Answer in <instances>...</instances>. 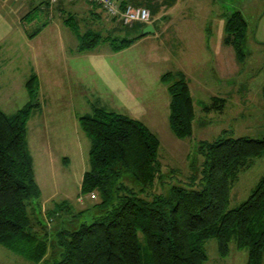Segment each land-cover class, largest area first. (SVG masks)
Masks as SVG:
<instances>
[{
	"label": "trees",
	"instance_id": "1",
	"mask_svg": "<svg viewBox=\"0 0 264 264\" xmlns=\"http://www.w3.org/2000/svg\"><path fill=\"white\" fill-rule=\"evenodd\" d=\"M124 4L121 1V7ZM90 13L97 23L104 24L97 19L102 14L95 10ZM65 21L78 37L79 51L106 41L117 52L142 36L137 33L113 38L103 35L101 28L81 32L73 14ZM246 30V20L239 11L226 17L224 43L233 47L238 61L245 55L242 43ZM160 81L169 94L171 130L180 139L191 136L194 106L188 81L171 71L163 73ZM25 85L31 96L26 105L12 114L0 109V245L34 263L141 264L142 234L151 264H204L208 259L204 242L215 238L219 256L229 253L233 240L235 247L247 250L246 264H262L264 173L245 200L229 207V198L239 173L264 155V136L223 134L211 141H200L199 169L192 164L187 181L172 184L166 193H160L153 191L162 176L157 136L137 118L98 106L79 116L78 122L90 140L80 192H95L99 213L74 228L46 223L39 234L28 209L41 191L26 140L27 122L40 104L36 76L27 79ZM223 106V99L215 96L201 108L208 113L221 111ZM127 176L137 186L129 184ZM67 206L64 200L56 202L46 211L48 219L53 213L60 216Z\"/></svg>",
	"mask_w": 264,
	"mask_h": 264
},
{
	"label": "rangeland",
	"instance_id": "2",
	"mask_svg": "<svg viewBox=\"0 0 264 264\" xmlns=\"http://www.w3.org/2000/svg\"><path fill=\"white\" fill-rule=\"evenodd\" d=\"M127 3L146 5L150 11L149 20L124 25L116 19L115 28L110 29L106 24L93 21L87 14H81L76 16L74 23L81 32L101 28L103 35L110 34L113 38L135 36L146 25H151L154 31L141 33L142 36L133 44L112 56H108V43L99 41L94 49L89 50L104 55L102 62L94 61L88 51L80 53L83 55L78 58L75 54L77 35L70 31L69 40H62L70 55L67 62L69 77L65 76L66 67L58 55L59 63L56 64L59 65L54 71L59 77L53 78L51 86L44 82L40 85V104L34 108L27 122L26 138L29 152L35 157V178L41 186L40 197L28 209L34 229L39 234L43 233L46 223L49 226L58 224L59 228H74L99 213L95 205L99 199H91L88 194L80 192L82 173L88 167L90 140L78 126L77 117L91 113L92 106L137 118L157 136L162 176L153 191L160 193H166L172 184L187 181L192 164L199 169L202 156L197 154V146L200 141H211L223 134L251 138L264 136V0H127ZM201 6L204 7L203 12H200ZM217 9L225 15L239 10L246 20L242 61L236 59L231 45L223 43L225 32L220 34L222 45L216 47L219 34L212 30V45H208L207 50L189 37L196 35L195 29L182 26L192 17L201 16L199 14L210 17ZM64 13L65 16L67 13ZM37 14L39 16L40 13ZM175 17L178 20L182 18V22ZM211 20L212 17L209 18ZM197 23L201 21L195 17V25ZM49 24L51 29L42 35L41 41L52 48L60 46L59 27L54 25V21ZM218 61L224 70L218 67ZM168 71L186 78L193 98V133L182 139L176 137L169 126L170 99L167 86L160 81V76ZM215 96L223 99L222 110L203 111L202 104L209 103ZM40 140L44 141L45 150ZM43 160L49 164L44 166ZM263 173L264 155L239 173L230 190L229 207L245 200ZM126 179L129 184L137 186L131 176ZM63 200L68 205L67 209H62L60 216L51 214L52 219L49 220L46 211ZM139 241L141 264H151L142 234H139ZM204 248L208 255L204 264L247 263V250L235 247L233 240L224 260L217 252L215 238L206 240ZM229 257L236 259L231 262L233 259ZM0 264L48 262L34 263L0 245Z\"/></svg>",
	"mask_w": 264,
	"mask_h": 264
},
{
	"label": "crops",
	"instance_id": "3",
	"mask_svg": "<svg viewBox=\"0 0 264 264\" xmlns=\"http://www.w3.org/2000/svg\"><path fill=\"white\" fill-rule=\"evenodd\" d=\"M121 1L127 3V0ZM202 8L204 7L201 6L200 12H203ZM162 9L165 10V7ZM94 10L102 14L101 18L97 19L102 20V22L108 25L110 29L115 28V19L110 18L100 8L94 7L86 0H57L56 2H51V0H0V109L3 112L6 114H12L31 100L30 93L25 85L27 79L31 76H36L38 97L40 96V85L42 82L47 84V86H51L54 79L59 77L54 71L56 69V65H59L56 64L59 63L58 55L61 58L60 62L66 67L65 76L69 77L70 69L67 62L70 55L68 56V52H66L63 47L64 43L62 40L66 38V41H68L69 39L67 38L70 37V31L72 30L68 21H65V19L71 14H73L75 18L78 15L87 14L93 21H96L94 18L95 15L90 13ZM38 12L40 13L39 16L37 14ZM64 12L67 13L65 16L63 15L65 14ZM239 12L241 13V11ZM199 15L201 16H194L189 19V22L185 21V24H182V26L187 25V29H195L196 35H189V37L196 39L199 45L208 50V45H212V42L210 41L212 37V30L218 31L219 42H217L216 47L222 45L223 41L221 40L222 37L220 34L221 32H224L225 19L228 15H225L224 12L219 9L214 11V14L210 16L212 17L211 21H209L210 17L207 15ZM195 17L200 19L201 23H197V25H195ZM180 19L178 20V18H176V20L181 23L182 20ZM52 21H54V25L60 29L59 31L57 28L60 46L53 48L49 46L48 43L43 44L41 41L42 35L51 29L49 23ZM62 25H65L66 27ZM72 33L74 32L72 31ZM76 40L77 45L75 48V54L78 55L79 58L80 55H83L80 53L85 51L78 50L77 36ZM108 48H110V46ZM87 51L90 53V57L94 59V61L95 59L101 61V58L104 56L101 55V53H95L93 50ZM109 51L108 56L115 54L114 51L112 52L111 48ZM235 65H237L236 62ZM235 65L232 66L234 67ZM218 67L221 70H224V67L220 66L219 61ZM57 83L58 82H56V84ZM130 94L132 96V91ZM79 116L77 117L78 126ZM40 143L42 149L45 150L44 141L40 140ZM42 154L46 155L44 153ZM30 155L33 163V158L35 159V157L31 153ZM64 161H66V159H64ZM42 164L46 166L49 162L45 163L43 160ZM33 170L35 172L34 165ZM37 184L41 191V186L38 181ZM227 255L221 258L224 260ZM229 259H233L231 262H234L236 258L229 257Z\"/></svg>",
	"mask_w": 264,
	"mask_h": 264
},
{
	"label": "built area",
	"instance_id": "4",
	"mask_svg": "<svg viewBox=\"0 0 264 264\" xmlns=\"http://www.w3.org/2000/svg\"><path fill=\"white\" fill-rule=\"evenodd\" d=\"M57 0H51L56 2ZM90 4L99 6L110 18H117L122 24H132L135 21H147L150 17V11L147 7L137 5L132 6L129 3L121 7V0H86ZM91 199L96 198L95 192L88 194Z\"/></svg>",
	"mask_w": 264,
	"mask_h": 264
},
{
	"label": "water",
	"instance_id": "5",
	"mask_svg": "<svg viewBox=\"0 0 264 264\" xmlns=\"http://www.w3.org/2000/svg\"><path fill=\"white\" fill-rule=\"evenodd\" d=\"M152 31H154L153 27H152L151 25H146V26L142 29L141 33H142V34H149V33H151Z\"/></svg>",
	"mask_w": 264,
	"mask_h": 264
}]
</instances>
